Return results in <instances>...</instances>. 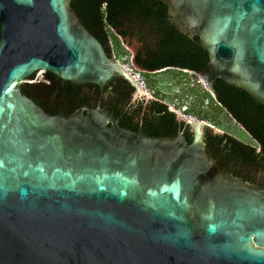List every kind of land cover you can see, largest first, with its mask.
Wrapping results in <instances>:
<instances>
[{
	"label": "water",
	"instance_id": "obj_1",
	"mask_svg": "<svg viewBox=\"0 0 264 264\" xmlns=\"http://www.w3.org/2000/svg\"><path fill=\"white\" fill-rule=\"evenodd\" d=\"M164 1L209 55L208 75L184 70L215 100L210 75L264 103V0ZM71 2L0 0V264H264V172L255 183L234 176L204 140L207 128L223 133L168 108L189 126L190 144L182 131L166 138L121 128L151 118L156 99L136 88ZM126 28L119 38L132 66L148 71L134 57L153 34L146 24ZM38 71L97 84L117 75L134 89L117 121L89 106L48 115L20 90L39 82L28 80Z\"/></svg>",
	"mask_w": 264,
	"mask_h": 264
},
{
	"label": "trees",
	"instance_id": "obj_2",
	"mask_svg": "<svg viewBox=\"0 0 264 264\" xmlns=\"http://www.w3.org/2000/svg\"><path fill=\"white\" fill-rule=\"evenodd\" d=\"M71 8L83 26L104 48H107L111 35L117 40L118 36L127 34L124 29L126 22L146 24L151 29L149 32L157 35V48L144 54L137 53L134 59L148 71L164 66H192L186 60L188 48L192 46H197L198 54L203 56L202 64L198 66L207 67L209 63L207 50L179 31L162 0H72ZM33 76L34 74L28 80H33ZM45 80L35 84L22 83L20 90L48 115L62 113L68 116L77 107L89 106L101 108L112 120L117 121L125 115L134 89L126 79L117 75H112L103 84L63 80L50 72L45 73ZM213 88L216 102L243 126L257 142L258 150L227 134L212 133L209 128L204 134L205 143L219 166L224 163L234 176L255 183L256 171L264 172V103L221 77L216 78ZM49 100L53 102L52 107L48 106ZM147 111H151L152 117L143 119L142 132L129 127L132 119L126 123L119 121V126L148 137L172 138L182 131L187 144L191 143L192 132L189 126L178 121L174 113H168L165 103L153 102ZM111 125V122L108 123L109 128Z\"/></svg>",
	"mask_w": 264,
	"mask_h": 264
},
{
	"label": "rangeland",
	"instance_id": "obj_3",
	"mask_svg": "<svg viewBox=\"0 0 264 264\" xmlns=\"http://www.w3.org/2000/svg\"><path fill=\"white\" fill-rule=\"evenodd\" d=\"M108 44L112 58L119 67L130 75L140 77L145 88L135 81L138 90L165 103L168 110L183 118L202 120L203 124L206 123L209 127L258 149L257 142L216 102L199 74L174 68L163 71L139 70L132 66L131 51L123 44L119 36L116 40L111 35ZM41 73L36 72L33 82L46 81L41 78Z\"/></svg>",
	"mask_w": 264,
	"mask_h": 264
},
{
	"label": "flooded vegetation",
	"instance_id": "obj_4",
	"mask_svg": "<svg viewBox=\"0 0 264 264\" xmlns=\"http://www.w3.org/2000/svg\"><path fill=\"white\" fill-rule=\"evenodd\" d=\"M162 1H164V0H162ZM167 10H168V5H167ZM168 14H169L170 18L172 19L173 23L179 29V31H181L182 33H184V35H188V37L191 38L193 41H195V43H198L200 46L202 44V46L204 47V44L202 42L201 35L198 34V32H190L188 30H185V29L180 28L176 24V21L174 19V16L172 14H170L169 11H168ZM137 25L139 26V24H137ZM141 25H143V24H141ZM146 29H147V33L153 34L152 36L154 37L153 38L154 44H152V45L143 44V48H141V51L138 52V53H142V54L147 53V51H152L153 49L157 48V43H156V41H157V35L154 34V33L149 32L151 30L150 28L147 27ZM126 33H127V28H126ZM197 49H198L197 46H192V48H188V51H187L188 52V59H186L187 60V64L192 65V66L188 67V66L185 65V66H182V67H177V66H175V67L174 66H167V67L168 68L178 69V70H181V71H183L185 68H189V69L197 70V71L203 73L204 75H208V69H206V65L205 66H198V65H201L202 64L201 61H202V57L203 56L200 55V54H198L199 51ZM205 57L207 58V55H205ZM190 60H195V61L192 62ZM194 74H196V73H194ZM216 78H217V76H213V75H210L209 76V79L212 81V86L214 85V81L216 80ZM155 102L163 103V102H161L159 100H156ZM142 124H143V122H141V126L136 127L134 124H131L130 123L129 124V127H132L137 132H142L143 129H144ZM224 165L225 164L223 163L222 166L224 167Z\"/></svg>",
	"mask_w": 264,
	"mask_h": 264
},
{
	"label": "built area",
	"instance_id": "obj_5",
	"mask_svg": "<svg viewBox=\"0 0 264 264\" xmlns=\"http://www.w3.org/2000/svg\"><path fill=\"white\" fill-rule=\"evenodd\" d=\"M134 79H135V81H137V82H139V83H143L141 80H140V77L138 76V75H131ZM143 85V84H142ZM144 86V88H145V85H143ZM146 92V91H145Z\"/></svg>",
	"mask_w": 264,
	"mask_h": 264
},
{
	"label": "bare ground",
	"instance_id": "obj_6",
	"mask_svg": "<svg viewBox=\"0 0 264 264\" xmlns=\"http://www.w3.org/2000/svg\"><path fill=\"white\" fill-rule=\"evenodd\" d=\"M188 119H191V120H193V118H191V117H188Z\"/></svg>",
	"mask_w": 264,
	"mask_h": 264
}]
</instances>
